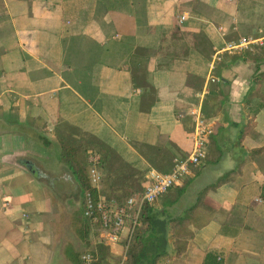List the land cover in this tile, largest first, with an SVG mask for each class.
I'll list each match as a JSON object with an SVG mask.
<instances>
[{
    "label": "crops",
    "instance_id": "crops-1",
    "mask_svg": "<svg viewBox=\"0 0 264 264\" xmlns=\"http://www.w3.org/2000/svg\"><path fill=\"white\" fill-rule=\"evenodd\" d=\"M263 46L264 0H0V264H71L58 223L70 222L61 211L78 184L59 161L58 132L114 152L100 189L143 191L151 161L169 171L191 151L197 107L212 127L207 158L177 203L151 206L168 220L227 180L201 199L210 220L184 251L175 255L167 233L160 264H203L208 253L264 264ZM158 48L188 52L170 59ZM142 65L152 104L132 81Z\"/></svg>",
    "mask_w": 264,
    "mask_h": 264
},
{
    "label": "trees",
    "instance_id": "trees-1",
    "mask_svg": "<svg viewBox=\"0 0 264 264\" xmlns=\"http://www.w3.org/2000/svg\"><path fill=\"white\" fill-rule=\"evenodd\" d=\"M177 32H173L171 41V46L175 47L178 44H182L181 39L178 38ZM261 52V57L264 58V46L259 47ZM158 48V52H161ZM148 52L147 48L137 47L136 54H146ZM179 50L173 51H162L166 58H177L179 57ZM187 49H183V55H186ZM242 58L244 60L251 59L250 53L248 51L242 52ZM257 58L256 56H253ZM252 57V58H253ZM259 58V57H258ZM138 72H135V71ZM132 73V81L134 86L142 87L147 90L151 97V103H154L156 98V90L147 82V72L144 65L138 66L137 69ZM223 97V96H222ZM224 99V97H223ZM223 99L218 102V98H215L211 102L210 109L214 112L220 110ZM202 108V112H203ZM207 119V117H205ZM57 138L60 144V154L59 161L71 172L74 179L76 180L78 187L80 189L79 197V207L77 210L73 211L70 216V227L78 238L87 248H90V234L92 230H95V234L99 231L98 223L92 222L88 217L85 216L86 202L88 199L96 201L100 195H104L106 198H113L118 203H122L128 197L134 195H140L142 190L136 191L135 189L121 187L122 191L115 194L113 189L117 185L108 184L106 189H96L93 187L89 180L88 175V163L87 156L89 152L95 151L101 155V170L105 168L114 152L103 142L98 140L92 135H86L81 138L74 137L73 135L65 132H58ZM242 135L238 139H241ZM154 148V147H153ZM158 151L161 150L159 147H155ZM220 150L216 152V157L212 162L217 161L220 157ZM151 167L157 171L166 173L168 168L171 167L170 161L162 164L150 162ZM159 164V165H158ZM103 174V173H102ZM227 180L226 177L220 178L216 183L206 186L199 193L196 199V203L191 207L183 209L178 215L171 217L167 220L165 217V212H158L154 210L151 205H146L143 207L142 214L140 217V224L135 226L131 239L128 242V247L125 251V262L123 264H160L167 254L168 242L167 233L170 234L173 239V245L175 249V255H178L186 249L187 239L193 236L192 229H198L206 225L210 220V215L206 213L200 207V201L209 189L215 188ZM185 191V185L174 186L165 193L161 200L163 207H171L182 196ZM123 245L126 242H122ZM91 253L94 255L93 264H111L113 260V254L109 246L103 243H97L93 246ZM63 254L65 258L71 264H81L80 254L75 248L67 243L63 247ZM115 264H120V262H115ZM203 264H221L218 262L216 256L208 253L204 259Z\"/></svg>",
    "mask_w": 264,
    "mask_h": 264
},
{
    "label": "built area",
    "instance_id": "built-area-1",
    "mask_svg": "<svg viewBox=\"0 0 264 264\" xmlns=\"http://www.w3.org/2000/svg\"><path fill=\"white\" fill-rule=\"evenodd\" d=\"M190 116L194 123L191 132L192 149L186 157L176 158L169 172L163 173L150 168L145 174L146 184L142 193L128 197L122 203L103 195H100L95 202L91 199L86 202L85 216L92 222L98 223L101 243L112 248L121 242H126L122 246L123 259L133 230L140 224L143 207L154 204L169 189L180 185L207 158V148L212 133L211 124L205 118L201 107L192 109ZM87 163L90 183L98 190L103 178L100 167L101 155L95 151L89 152ZM126 223H129L130 227L127 228L125 237H122ZM80 262L81 264H93L94 255L91 252H84L80 256Z\"/></svg>",
    "mask_w": 264,
    "mask_h": 264
},
{
    "label": "rangeland",
    "instance_id": "rangeland-1",
    "mask_svg": "<svg viewBox=\"0 0 264 264\" xmlns=\"http://www.w3.org/2000/svg\"><path fill=\"white\" fill-rule=\"evenodd\" d=\"M115 166H116V164H115ZM102 173L104 176L105 174H104L103 170H102ZM186 181H187V178L183 181V183H185ZM73 195L71 196V201H72L71 205L66 206L61 211L62 220L65 217H67L69 219L72 212L77 210L79 207V197H80L79 187H77V190H76L75 194H73ZM126 225L128 227H130L129 223H127ZM58 230L60 232L59 239H61L63 241V242H59L58 245L61 246L62 244H64V246H65L67 243H70L75 248V250L79 252L80 256L84 252H91V250L95 244L102 242L99 231H96L98 233L95 234V230H92V233L90 234L91 246H90V248H87L82 242H80L78 240V238L73 233V231L70 227L69 220H65V222H59L58 223ZM122 246H123V244L121 242L112 248L113 250H111V251H112L114 258L111 261V264H115V262H120V264H123V262H125V260H123L124 252H123Z\"/></svg>",
    "mask_w": 264,
    "mask_h": 264
}]
</instances>
